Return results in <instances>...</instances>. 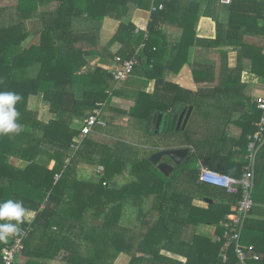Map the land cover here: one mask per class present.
<instances>
[{
	"label": "trees",
	"instance_id": "obj_1",
	"mask_svg": "<svg viewBox=\"0 0 264 264\" xmlns=\"http://www.w3.org/2000/svg\"><path fill=\"white\" fill-rule=\"evenodd\" d=\"M41 1L42 5L56 3L52 5L53 8L45 11L44 7L39 12L36 10L38 0H12L8 6L0 7V92H14L21 97L15 105L21 131L19 134L4 135L0 141V202L8 199L22 201L28 213L33 214L32 219L24 220L19 226L20 229L29 227L19 255L27 259L26 264H41L30 261L31 258H58L65 264H111L105 259L106 254L113 258L121 253L130 255V246L135 243L140 256L130 255L128 264L136 261L138 264L221 262L224 240L217 242L198 236L195 228L199 224L214 226L217 236L221 238V223L235 212L240 196L198 184L197 167L201 163L209 170L232 178L242 176L248 138L257 130L256 123L261 116L255 98L242 92L239 85L225 84L224 87L202 85L195 93H189L191 100L189 97L183 99L179 95V88L156 78L152 96L149 100L136 102L137 110L132 112L135 114L140 109L142 113L141 118L145 122L142 144L145 149L141 146L131 148L129 144L127 146L125 142L110 137L111 134L107 139L101 138V130H98L100 134L97 139L94 133L99 127L77 144L81 128H67V125L58 127L63 124L60 119L63 121L64 114L71 112L102 111L103 104H106L103 100L106 98L104 90L107 82L113 79L109 72L103 75L101 82L98 77L100 70L97 69L80 72L84 64L78 62L77 51L72 46V42L77 41L76 37L71 42L62 43L63 47L52 46L53 39L66 26L67 18L86 15L89 21L100 23L105 8L112 9L129 2L149 10L147 40L144 39L145 33L141 32L132 43L133 27L130 24L119 26L120 32H125L122 36L119 34L124 39L117 57L137 60L133 75L145 64L140 63L142 58H138V45L144 44L142 57L147 58L148 64L157 59V52L166 49L163 27L171 22L170 6L176 4V0ZM159 5L162 9L158 8ZM152 6L155 7L154 11L151 10ZM173 6L179 7V3ZM228 6L229 12L237 15L238 20L252 16L253 23L237 22L236 25L245 26L254 36L264 40V0H232ZM67 12L68 16L65 15ZM189 13L188 7L183 15L188 16ZM259 19L263 21L262 26L256 24ZM26 21L31 22V30L40 31L41 37L39 45L28 49L22 47V42L31 33L27 30ZM234 38L240 39V35ZM227 39V36H216L210 40L198 39V43L207 48H222L227 46ZM190 45L183 34L172 47L171 56L178 54L186 59ZM238 47L241 50L237 53V60L248 57L251 61L250 72L255 78H264V53L261 52L264 47L250 50L242 49L243 45ZM219 52L226 55L224 50ZM193 75L197 77L195 73ZM145 76L150 77L147 73ZM76 83L84 84L87 89L82 101L75 100L67 89ZM38 94H42L43 101L50 105V112H57V122L42 124L29 113L28 98ZM98 103L103 104L98 107ZM189 107H193L192 113L184 130L156 133L151 130L155 112L171 109V112L179 115ZM235 115H239L237 119H234ZM99 117L103 120L101 114ZM233 128L240 129V134L235 136ZM180 148H189L188 158L181 166H175L168 177L149 162V157L155 152ZM9 155L23 160L27 167L24 170L9 167L4 163V156ZM238 157L242 160L237 163L234 159ZM163 160L167 161L166 158ZM50 162H54V166L49 167ZM78 164L101 167L103 172L97 173L96 170L98 180L94 183L84 182L76 175L75 166ZM119 167L129 170L133 180L119 191H112L106 186L118 173ZM85 189L90 190L88 195H85ZM101 197H109L107 200L113 203L112 206L109 208ZM154 197L160 201L158 216L153 225L135 241L130 235L131 230L124 223L121 224L126 213L124 206L128 204L137 211V204L141 200L144 202ZM253 198L255 204H264V145L257 154ZM114 200L117 201L115 204ZM205 200L217 202L208 203ZM195 201H200L204 206L194 205ZM88 214L91 217L86 218ZM140 214L147 215L145 212ZM260 214L262 211L256 208L251 211L250 218L244 224L241 243L244 246L252 245L261 258L255 261L248 256L245 264H264V220L258 218ZM179 216H182L181 220H178ZM94 219L98 220L97 224L87 229L84 221ZM11 242L0 240V264H3L5 249ZM83 250L89 257L82 255ZM226 255L224 264H242L232 245L226 249Z\"/></svg>",
	"mask_w": 264,
	"mask_h": 264
},
{
	"label": "crops",
	"instance_id": "obj_2",
	"mask_svg": "<svg viewBox=\"0 0 264 264\" xmlns=\"http://www.w3.org/2000/svg\"><path fill=\"white\" fill-rule=\"evenodd\" d=\"M11 1L12 0H0L3 7L5 4ZM42 2L43 1L38 0V4L36 7V10L38 12L44 7H46V11L56 3L53 2L52 4L48 2L47 4L42 5ZM164 2H169V0H164ZM178 3L179 7L173 6H176V4ZM176 4L170 6L172 19H170L171 22L163 27V35L167 42L166 49L160 50L161 52H157L158 55L157 57L155 56L157 59L151 64H148L147 58L144 55L142 57L143 50L141 48V45H138L136 48V52L138 58H142L140 63H147L148 66L145 67V64L143 63L144 68L139 67L130 77V79L125 82L119 84H116L112 81L107 82L106 90H104L105 95L109 97L115 95L117 97L121 96L120 100H122L125 99V96H127V92L133 90L135 95L132 96L133 98H135V103L140 102L141 100H149V97L152 96L154 92L155 79L161 78L165 83L170 84V86H176L177 88H179V95L181 98L183 97V99L185 98V96L188 97L190 92L192 94L195 93L197 89L202 85L224 87L225 84H231L233 86L239 85L242 92L246 93L252 98H256L259 96L263 97L264 78H255V76L250 72L251 61L248 57L243 56L240 58V60H237V53L241 50L238 45H243L242 49L244 50H250L251 48L261 49L264 47V40L261 37L254 36L253 33H250V31L243 25H236L237 22L253 23L252 16L244 18L242 17L241 20H238L237 15H232L229 12V6L220 4L219 0H176ZM188 7L190 10V15H183L184 10ZM102 12H104L105 14L101 16L102 21L100 23L89 21L86 15H84L83 17H68L66 26L60 29L58 34L59 36H57V38H54L52 41V46L59 48L63 47L62 43L66 44L68 42H71L72 38L76 37L77 41L75 43L72 42V46L77 51L76 54L78 58L76 59L78 60V62H82L84 64L80 72L82 73L85 70H100L98 71V77L101 82L103 79V75H106L107 73L112 71L117 53L122 47L121 44L124 38L120 36H122L125 31L121 33V28L119 29V26L121 24L125 26L130 24L133 27V37H131V42L133 43L136 41L141 32L144 33L146 31L148 22L150 20L149 10L138 8L135 3L131 2L127 3L126 5L125 3H121L120 5L112 9L111 7L105 8ZM193 14H195V18ZM65 15L68 16V12ZM187 19L188 21H186ZM256 24L257 26H262L263 21L260 19L256 20ZM25 25L27 27V30H30L29 32L31 33L28 32L29 35L22 42V47L28 49L33 45H39L41 40V37L39 35L40 31L31 30L30 21H26ZM183 34L191 44L187 50L186 59L178 54H173L171 56L172 47L180 41V39L183 37ZM237 34L240 35V39L234 38V36ZM216 36H227V46H224L222 48L217 47L219 49L207 48L206 46H202L201 43H198V39L210 40L214 39ZM223 50L225 51L226 55L219 52ZM261 52L264 53V50L261 49ZM149 70L152 71L150 72ZM145 73L149 74L150 77H146ZM193 73H195L197 77H194ZM136 77L140 78L139 83H137V85L135 86L130 85L131 83H135L137 79ZM204 82L205 84H203ZM112 86L114 87L113 89ZM68 88L71 94L74 96L75 100L82 101L85 95H87V89L82 83L73 84L71 87H67V89ZM103 108H101L102 111L100 112V114L106 125L104 127L97 128L94 133L100 134L98 130H101V134L99 135L100 137L108 136L109 134H111L115 136V138H121L123 133L127 132L124 130V127L130 128L129 133H136L137 130L144 128V121L142 122L143 128H138V126H136L135 124V122H137V119H134L132 117L121 119L118 115V112H104ZM27 110H29V113H31L32 116L42 124H47L49 121H58L57 112H50V105L43 101L42 94H38L37 96H31L28 98ZM170 110L171 109L162 111V113L175 115V113L171 112ZM81 113L82 116L80 117L79 115ZM91 114L92 111L77 112L76 114L74 112L64 114L63 121L60 119L63 124H59L58 127H66L67 125V128H81L84 118ZM179 115L177 114V116ZM238 116L239 115H235L234 119H237ZM188 122L186 126L188 125ZM113 127L116 128L113 129ZM233 130L235 136L240 134V129L233 128ZM39 133L40 131L38 130L37 134ZM3 136L4 135H0V141L2 140ZM138 146H141V148L143 149L146 148L145 145L142 144V140L139 141ZM4 157H6L4 163H6L9 167H14L20 170H24L27 167V163L19 159L18 157H15L13 155ZM1 158L2 153L0 154V160ZM163 159V162L172 164L168 161L167 158V161ZM47 160L48 159H46V161ZM241 160V157L234 159V161H236L237 163ZM52 165L54 166V162H50L49 167H52ZM202 166L204 165L201 163L198 165L197 169L199 170V172ZM210 201L211 203L217 202L214 200ZM194 205L201 207L204 206L203 203H200V201H195ZM255 208L262 211V214H260L261 216H259L258 218L264 220V204H255ZM136 213L137 211L134 210V212L126 217V219H123L124 224H126L127 221L130 220V235L131 237L136 239L135 241L139 239L140 232V229L136 230L138 228V226L136 225V218L139 222V213L137 217ZM28 215H30V218H26V220L33 218L32 213H28L27 216ZM181 217L182 216H179L178 220H181ZM254 218H257V216H254ZM144 222L145 224H148V222ZM135 230L136 233L134 232ZM195 234L218 242L216 227L214 226L199 224L195 228ZM12 237L13 236H10L4 241L9 242L10 240H12ZM133 245L130 246V255L132 256L133 254H135V257H139L140 255L136 251V245ZM84 252L85 250H83L82 255L84 257H89L87 253ZM130 255H128L127 253H121L113 258L112 255L106 254L105 259L108 260V262H110L111 264H128L131 260ZM30 261L39 262L41 264H65L58 258L55 260L31 258ZM26 263V258L20 255L17 257L16 264ZM132 264L138 263L136 261Z\"/></svg>",
	"mask_w": 264,
	"mask_h": 264
},
{
	"label": "built area",
	"instance_id": "obj_3",
	"mask_svg": "<svg viewBox=\"0 0 264 264\" xmlns=\"http://www.w3.org/2000/svg\"><path fill=\"white\" fill-rule=\"evenodd\" d=\"M222 5H230L232 0H219ZM159 9L162 6L159 5ZM152 11L155 7L152 6ZM144 39L147 40V31L144 32ZM144 44H141V48ZM137 65L135 58L129 60H123L120 57L115 58L111 74L112 82L119 84L130 79L133 70ZM255 104L257 109L260 111L261 116L256 123L257 130L251 136H249L248 144L246 147V153L244 156L245 166L243 168V174L239 179L229 177L217 173L215 171L207 169L205 166L200 168L198 184H205L211 187H217L224 189L228 194L235 195L239 194L240 199L236 204L235 212L226 217V222L222 224L223 234L217 238L218 241L224 240L221 248V262L216 264H224L227 261L226 249L232 245L240 263L245 264L247 257H251L253 260L258 261L261 255L254 252L252 245L244 246L241 243L242 232L244 224L247 219L251 216V211L255 208L254 202V189H255V165L257 154L264 145V96L256 97ZM102 104L98 103L100 107ZM100 110L94 109L92 114L84 118L80 134L79 144L87 135L93 133L96 127H104L106 124L100 119ZM76 149V148H73ZM103 168L99 167L97 173H102ZM58 178L56 177V180ZM29 227L21 228L19 234L12 237V242L7 246L4 252L3 264H16L17 257L23 249V241L28 236Z\"/></svg>",
	"mask_w": 264,
	"mask_h": 264
},
{
	"label": "rangeland",
	"instance_id": "obj_4",
	"mask_svg": "<svg viewBox=\"0 0 264 264\" xmlns=\"http://www.w3.org/2000/svg\"><path fill=\"white\" fill-rule=\"evenodd\" d=\"M10 1V0H8ZM10 2H8L7 4L4 5L5 6H8ZM0 6L3 7L2 3L0 2ZM37 12H35L36 14ZM136 81L135 83H131L130 85H137V83H139V77H136ZM114 87L112 86V89ZM133 90L127 92V96H125L124 98L125 99H122L120 100L121 96L117 97L116 95L115 96H106L105 99V107L103 108L104 109V112H118V115L121 119L123 118H128V117H132L134 119H137L133 122H135L136 126L141 127H145V125L142 127L143 125V119L141 118V112H140V109L137 113H132L133 111L137 110V106L135 103V98H133V96L135 95V93ZM133 95V96H132ZM189 99L191 100V96L188 95ZM185 99H187V96H185ZM134 100V101H133ZM137 100V99H136ZM187 102V100H186ZM142 123V124H141ZM116 127H113V129H115ZM124 130L127 131L126 133H123V135L116 139L120 140L122 139V141L125 142V145L128 146L129 144V147H138V144H139V141H143L144 139L142 138L143 137V130L144 129H139L137 130L136 133H129L130 131V128L128 127H124ZM170 132V131H169ZM115 135V134H114ZM94 136V135H92ZM98 133L96 134V138L98 139ZM109 136V135H108ZM108 136H101L102 138L104 139H107ZM110 137H115L113 135H111ZM131 138V139H130ZM127 143V144H126ZM76 167V170H77V177L81 180V181H84V182H88V183H94L95 181H97V175H96V170L98 169V167L96 166H92L91 164H78L75 166ZM117 169V168H116ZM118 170V173L113 177L111 178L110 181H108V185L106 186L108 189L114 191V190H118V189H121L124 185H126L128 182L132 181L133 180V176H131L129 174V170L127 169H121L120 167L117 169ZM119 191V190H118ZM90 192V190H87L85 189L84 190V193L85 195H88ZM119 194V193H118ZM109 197H101L102 200H104L105 203H107L108 207L110 208L112 206L113 203H111L110 201H108ZM99 201V200H98ZM97 201V202H98ZM117 201L114 200V204L116 203ZM159 200H157V197H154V198H151V199H147V201H144L141 200V202H139L137 205H138V208H137V213H136V217L138 216V211H139V222L137 221V218H136V225L138 226V229H140V232H139V237L145 233V231L147 229H149L151 227V225H153V223L155 222L156 220V217L158 216V212H157V206L159 205ZM144 206V207H143ZM124 209L126 211L125 213V219L126 217H128L130 214H132L134 212V209L130 208V206L127 204L126 206H124ZM106 213L108 210H106ZM133 211V212H132ZM145 212V214H147L146 216H144L143 214H140V213H143ZM90 214V213H89ZM87 215L86 218H89L91 217V215ZM26 218H30V215H28ZM26 220V219H25ZM29 220V219H27ZM97 219H94V220H85L84 221V226L88 229L89 226H93L95 224H97ZM148 222V224H145V222ZM121 224H123V220L121 221ZM127 224V225H126ZM124 224L126 227H130V220L127 221V223ZM135 224V223H134ZM130 229V228H129ZM136 230L134 231L136 233ZM138 232V231H137ZM244 243H246V241H244Z\"/></svg>",
	"mask_w": 264,
	"mask_h": 264
},
{
	"label": "clouds",
	"instance_id": "obj_5",
	"mask_svg": "<svg viewBox=\"0 0 264 264\" xmlns=\"http://www.w3.org/2000/svg\"><path fill=\"white\" fill-rule=\"evenodd\" d=\"M21 97L14 92H0V135L19 134L21 125L17 123L19 116L15 105ZM28 210L19 200L8 199L0 202V240H6L21 231Z\"/></svg>",
	"mask_w": 264,
	"mask_h": 264
},
{
	"label": "water",
	"instance_id": "obj_6",
	"mask_svg": "<svg viewBox=\"0 0 264 264\" xmlns=\"http://www.w3.org/2000/svg\"><path fill=\"white\" fill-rule=\"evenodd\" d=\"M192 107H189L187 111L181 112L179 116L168 113L158 112L155 113L151 122V130L156 132H172L174 130H184L188 122ZM190 153L189 148H180L174 150H161L149 157V162L157 168V170L168 177L173 171L174 166H181L186 162ZM167 158L169 162H163L162 159ZM211 203L210 200H205Z\"/></svg>",
	"mask_w": 264,
	"mask_h": 264
}]
</instances>
